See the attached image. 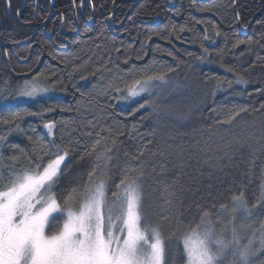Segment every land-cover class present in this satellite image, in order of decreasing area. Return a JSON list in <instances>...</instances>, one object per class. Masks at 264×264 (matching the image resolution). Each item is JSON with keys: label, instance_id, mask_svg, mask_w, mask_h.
<instances>
[{"label": "trees", "instance_id": "1", "mask_svg": "<svg viewBox=\"0 0 264 264\" xmlns=\"http://www.w3.org/2000/svg\"><path fill=\"white\" fill-rule=\"evenodd\" d=\"M82 1L84 22L78 12L75 17L73 0H55L53 10L50 0L25 6V0H10L14 20L7 0H0V42L16 46L17 62L9 56L21 75L9 79L3 50L0 119L24 114L15 122L19 128L0 123L6 137L0 168L32 167L43 153L47 162L56 151L51 143L68 148L57 185L63 196L85 184L97 154L110 148L109 198L128 166L143 172L144 219L161 227L165 264H183L178 237L202 209L215 214L221 203L231 206L236 193L245 194L251 212L240 225L253 233L264 222V202L257 203L264 183V0ZM75 3L79 10L81 0ZM39 24L46 26L34 36ZM162 73L166 83L153 81L155 91L124 105L125 92L116 88ZM34 78L45 79L55 97L12 102ZM146 101L150 106L137 111ZM241 108L247 111L231 123H218ZM49 122L53 140L44 127ZM97 140L96 151L85 155ZM35 141L47 146L33 154Z\"/></svg>", "mask_w": 264, "mask_h": 264}, {"label": "snow or ice", "instance_id": "2", "mask_svg": "<svg viewBox=\"0 0 264 264\" xmlns=\"http://www.w3.org/2000/svg\"><path fill=\"white\" fill-rule=\"evenodd\" d=\"M197 59L203 60V57ZM166 75L162 73L137 79L125 89L116 88V91L125 92L123 99L136 98L149 92L153 81L166 83ZM236 83L247 85L248 81L237 79ZM48 91L50 89L26 80L18 95L35 99ZM146 106H150L147 101L139 104L136 110ZM245 111L246 108H241L230 112L218 123H231ZM23 115L15 112L10 118L0 119V123L15 124L19 128L15 122ZM44 127L51 136L55 124L45 123ZM5 139L0 136V147ZM99 143L97 140L85 155L91 156ZM46 146L35 141L33 154L42 152ZM51 147L56 151L51 153L47 162L44 155L48 153H43L32 162V167L10 166L6 171L0 168V264H165L166 246L161 227L144 219L143 172L128 166L109 198L106 169L111 160L107 153L111 149L106 148L105 152L97 154L85 184L58 196L61 165L69 156V149L54 143ZM11 159L16 160L17 157ZM79 159L83 160L84 155ZM101 168L105 170L97 176V170ZM231 201V206L221 203L215 214L210 209H202L199 221L189 225L178 237L183 264H225L226 261L227 264H252L254 257L264 254V222L251 236L245 235V226L241 224V230H238L235 225L238 212L251 215L245 194L236 193ZM260 202H264V183L260 185L257 203ZM224 217H228L226 223ZM221 223L224 226L218 231L217 224ZM53 224L57 225L55 229ZM256 231L260 233L258 237Z\"/></svg>", "mask_w": 264, "mask_h": 264}, {"label": "rangeland", "instance_id": "3", "mask_svg": "<svg viewBox=\"0 0 264 264\" xmlns=\"http://www.w3.org/2000/svg\"><path fill=\"white\" fill-rule=\"evenodd\" d=\"M26 81V80H25ZM27 81H30V82H32V83H36V84H38L40 87H42V88H46V89H50L49 87H48V82L45 80V79H43V78H34V79H28ZM24 85V84H23ZM23 85L21 86V88L23 87ZM20 88V89H21ZM157 87L156 86H154L153 84H151L150 85V91L149 92H151V91H155V89H156ZM20 89L18 90V92L16 93V96L14 97V99H13V101L12 102H14V103H32V102H36L37 100H40V99H45V98H51V97H55V92L52 90V89H50V91H48V92H46V93H41L40 95H38L35 99H30V98H26V97H20L19 95H18V93H19V91H20ZM148 92H145V93H142L141 94V96H139V97H136V98H130V99H123L122 97V99H123V103H124V105H127V104H129L130 102H135V101H137V100H139L143 95H145V94H147ZM9 97V95L7 94V95H5V93H4V96L3 97ZM56 96H57V94H56ZM67 160H68V157L66 158V160H65V162H64V164H62L61 165V168H62V171H63V169H64V167H65V165H66V163H67ZM61 175V174H60ZM60 175H59V177H60ZM228 218V217H227ZM227 220L228 219H226V222H227ZM248 221H250V219H248V216L243 212V211H241V212H238L237 214H236V219H235V225H236V227H237V229L238 230H241L240 229V223H242V222H246V223H248ZM225 222V221H224ZM53 225H56V224H53ZM220 226H221V228L224 226L223 225V223H221L220 224ZM229 227H231V225H228ZM243 231H244V233H245V235H247V236H251L252 235V232L250 233V234H248V232L246 231V230H244L243 229ZM255 235L258 237L260 234L258 233H255ZM246 242V241H245ZM229 259H230V257H229ZM262 259H264V254H262V255H258L257 257H254L253 259H252V264H260L261 262L260 261H262ZM260 262V263H259ZM225 264H227V261L225 262Z\"/></svg>", "mask_w": 264, "mask_h": 264}, {"label": "flooded vegetation", "instance_id": "4", "mask_svg": "<svg viewBox=\"0 0 264 264\" xmlns=\"http://www.w3.org/2000/svg\"><path fill=\"white\" fill-rule=\"evenodd\" d=\"M29 1H31V0H25V2H24V6H25ZM75 2H76V0H75ZM72 4H73V11H74L75 17L77 16V12H78L79 15H80V17H81V19H82L83 22H84V19H83V17H82V12H83V9H84V2L81 0V7H80L79 10L76 9V3H73V2H72ZM7 5H8L7 13L9 14L10 19H11V20H14V18L11 16V11H10L9 1H8V0H7ZM54 7H55V6H54ZM50 9L53 10L54 8H52V7L50 6ZM19 14H20V13H19ZM19 14H18V15H19ZM53 14H55V12H51V15H50V17H49V18H50V19H49V22H50V20H51V16H52ZM17 19L19 20L18 17H17ZM61 19H62V24H63V26H64L63 16H61ZM18 20H17V21H18ZM111 21H112V20H111ZM46 24H48V22H47ZM46 24H45V25L39 24L38 27L35 28L34 36L36 35V33H37L40 29H43V28L46 26ZM2 26H3V23H2V19H1V17H0V28H1ZM14 49H16V46H9V45L4 44L3 42H0V53L3 52V50H4V55H3L4 57H2V58H3L2 60L4 61V63L6 64V67H7L8 71L10 72L9 79H10V80L13 79L14 81H17V80L20 79L21 75H18V74L15 73L16 71L13 69V68L15 67V63H13L11 57L9 56V53H11L12 56H13V58H14V62H15V61L17 62V57H15V50H14ZM5 50H6V51H5ZM7 50H8V51H7ZM9 50H10L11 52H9ZM12 66H13V67H12ZM23 77H25V76H23Z\"/></svg>", "mask_w": 264, "mask_h": 264}, {"label": "water", "instance_id": "5", "mask_svg": "<svg viewBox=\"0 0 264 264\" xmlns=\"http://www.w3.org/2000/svg\"><path fill=\"white\" fill-rule=\"evenodd\" d=\"M9 1V0H8ZM50 2H51V7L52 8H54V6H55V0H50ZM18 18H19V15H18ZM73 36H75V35H73ZM45 130H46V132H47V134H48V130L45 128ZM54 128H53V130H52V135L51 136H49V134H48V136H49V138L50 139H54Z\"/></svg>", "mask_w": 264, "mask_h": 264}, {"label": "bare ground", "instance_id": "6", "mask_svg": "<svg viewBox=\"0 0 264 264\" xmlns=\"http://www.w3.org/2000/svg\"><path fill=\"white\" fill-rule=\"evenodd\" d=\"M34 75H35V73H31V74L28 75V77H32Z\"/></svg>", "mask_w": 264, "mask_h": 264}]
</instances>
